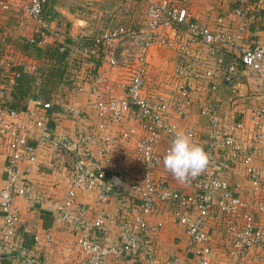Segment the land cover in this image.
<instances>
[{
  "label": "built area",
  "instance_id": "obj_1",
  "mask_svg": "<svg viewBox=\"0 0 264 264\" xmlns=\"http://www.w3.org/2000/svg\"><path fill=\"white\" fill-rule=\"evenodd\" d=\"M95 0H84L78 14L93 18ZM189 0H144V9L134 26H124L114 22L92 37L85 38L80 48L83 57L102 54L108 66H118L114 49L126 40L136 54L128 66L122 83V94H114V86L102 72L92 76L93 115L105 124L121 125L128 116H132L138 129V135L126 139V136L95 135L83 136L87 144H96L99 151V166L89 170L84 163H76L74 172L62 199L55 210L74 237V243L81 255L80 264H108L111 258H119L145 250L150 238L155 235L158 223L151 224L147 215L157 202L170 207L172 219L183 227L186 235V252L190 253L192 264H213L214 252L211 248L212 232L208 222L214 216L221 226V238L224 242V255L238 260L254 246L264 244V229L255 219L254 212L261 206L256 192L260 181L259 171L251 164L250 156L240 144L234 131L240 128L235 115L231 130L222 131L218 127L214 108L206 109L208 130L206 144L209 151L220 146L233 158L238 157L244 166L247 179L253 184L248 194L239 193L227 180L218 176L216 164L210 166L199 176L189 178L190 192L170 187L163 180L154 177L156 169L163 162V156L170 147L172 131L177 130L174 123L166 122L168 109L181 113L190 103L189 81L196 75L212 83L213 66L225 63L223 82L233 86L236 68H242L255 74L259 84L264 86V44L248 41L247 31L250 24L263 18L264 0H227L231 5L224 14H218L213 26L203 25L191 18L186 7ZM45 0H0V10H14L21 18L33 23L34 35L31 42L44 44L48 35V26L43 16ZM260 13V15H259ZM227 17V21L223 18ZM232 17L242 20L236 25ZM233 25V27L230 26ZM151 45L174 48L175 59L170 75L173 94L149 89L146 82L147 61L145 51ZM222 48L234 49L235 55L225 59ZM225 61V62H224ZM21 71L0 46V86L13 87ZM147 90V91H146ZM42 109L50 108L48 102H36ZM78 116L79 112H73ZM256 119L264 117V106L255 109ZM80 116V115H79ZM41 119L36 125L44 128ZM193 138L194 133L188 129ZM256 139L263 137L257 130ZM123 142L119 144L118 142ZM165 141L159 149L160 142ZM59 140H53L56 146ZM0 155L3 158V184L0 188V264L2 257L13 259V238L19 223V210L14 204L17 196L23 195L27 175L35 161L34 148L27 142V129L24 119L16 107L0 103ZM120 160H131L134 165L133 178L125 186L124 192L135 203L136 213L130 233L121 241L109 243L105 239V225L108 221L106 195L98 190L93 205L88 207L78 199V190L82 188L92 193L100 188L99 182L106 167ZM122 184V183H121ZM48 238V236H46ZM33 243L39 241L34 238ZM173 264H183L178 257L172 258ZM14 264H42L32 257L14 260Z\"/></svg>",
  "mask_w": 264,
  "mask_h": 264
},
{
  "label": "crops",
  "instance_id": "obj_2",
  "mask_svg": "<svg viewBox=\"0 0 264 264\" xmlns=\"http://www.w3.org/2000/svg\"><path fill=\"white\" fill-rule=\"evenodd\" d=\"M83 1L45 0L43 16L48 35L44 44L31 42L34 27L30 20L21 18L14 10H0V46L21 71V87L13 90L15 95L11 94L14 86H0V103L14 104L19 110L27 129V142L36 153L27 175L25 191L14 199L19 210V223L13 238L14 257L10 261L3 260L1 264H14V260L24 261L32 257L40 259L42 264H80L81 255L75 246L74 237L59 218L55 206L69 187L76 163L86 164L89 170L97 169L100 164L97 145L87 144L83 136L94 133L112 137L124 135L128 139L138 135L132 116H128L121 125L112 126L97 119L91 109L93 74L104 73L114 86V94L120 96L136 49L126 40L121 41L114 49L118 66L110 67L102 54L83 57L80 48L85 38L98 34L111 23L130 26L120 20L123 16H129L132 10V4L127 1L136 3L144 0H115V3H109L111 0H95L93 18L78 14ZM186 7L192 19L213 26L216 16L224 14L231 5L227 0H189ZM143 9L144 5L139 10L141 14ZM261 14L264 15V12ZM232 18L235 25L242 20L240 17ZM227 20V17L223 18V21ZM230 26L233 27L232 24ZM247 33L248 41L264 44V16L256 25L250 24ZM222 52L225 59L235 55L234 49L222 48ZM145 59L147 87L151 89L156 86L158 90L173 94L170 75L175 59L174 48L151 45L145 51ZM224 68L225 63L213 66L216 70L212 80L216 86L214 90L209 88L210 81L201 75L191 78L189 105L181 113H176L170 107L165 120L174 123L177 130L190 129L194 133L193 141L208 154L209 164H216L218 176L246 195L252 190L253 184L247 179L238 157L233 158L221 146L209 151L206 144L208 114L205 110L216 108L214 113L222 131L231 130L234 121L230 115H235L240 128L232 131L238 134L240 144L261 176L256 188L261 206L254 212V219L264 229V117H254L255 109L264 106V86L259 84L255 74L241 66L236 68L233 86H228L223 82ZM37 101L48 102L50 108L42 109ZM76 110L78 116L73 113ZM38 118L42 121L40 124L44 126L43 129L36 125ZM257 130L263 134L260 139L254 136ZM53 140H59V143L52 146ZM122 142L120 140L118 143ZM165 144V141L160 142L159 149ZM2 166L3 158L0 155V188L4 178ZM133 169L131 160H120L106 167L104 173L108 179L120 181L125 189L133 178ZM154 177L174 189L191 191L188 180L179 181L164 167L163 162L156 169ZM98 190L102 191L96 188L90 194L80 188L79 201L90 207ZM105 195L108 214L105 239L109 243L119 242L130 233L136 206L126 192ZM147 221L159 224L147 248L127 256L111 258L108 264H173V257H178L183 264H192L190 253L185 250L184 229L172 219L168 205L157 202L147 215ZM218 223L211 216L207 225L212 232L210 244L215 256L213 264H264V244L250 248L238 260L225 256ZM34 238L39 241L38 245L33 243Z\"/></svg>",
  "mask_w": 264,
  "mask_h": 264
},
{
  "label": "clouds",
  "instance_id": "obj_3",
  "mask_svg": "<svg viewBox=\"0 0 264 264\" xmlns=\"http://www.w3.org/2000/svg\"><path fill=\"white\" fill-rule=\"evenodd\" d=\"M172 141L163 156L164 167L179 181L201 175L208 167L209 156L186 130H171Z\"/></svg>",
  "mask_w": 264,
  "mask_h": 264
},
{
  "label": "rangeland",
  "instance_id": "obj_4",
  "mask_svg": "<svg viewBox=\"0 0 264 264\" xmlns=\"http://www.w3.org/2000/svg\"><path fill=\"white\" fill-rule=\"evenodd\" d=\"M127 2H129L130 4H132V5H130V6H132V10L130 11L129 16H127V15L126 16H123L120 20L123 23L131 24L130 26H134V25H136L137 20H139L140 19V16L142 15L140 13L141 11H139V10L141 8H143L144 1H137L136 3H132L131 1H127ZM109 3H115V0H111V2H109ZM116 3H118V2H116ZM104 4H108V3H104ZM104 21H106V19ZM127 22H129V23H127Z\"/></svg>",
  "mask_w": 264,
  "mask_h": 264
},
{
  "label": "water",
  "instance_id": "obj_5",
  "mask_svg": "<svg viewBox=\"0 0 264 264\" xmlns=\"http://www.w3.org/2000/svg\"><path fill=\"white\" fill-rule=\"evenodd\" d=\"M100 188L105 194H121L124 193V188L118 180L107 179L99 182Z\"/></svg>",
  "mask_w": 264,
  "mask_h": 264
},
{
  "label": "trees",
  "instance_id": "obj_6",
  "mask_svg": "<svg viewBox=\"0 0 264 264\" xmlns=\"http://www.w3.org/2000/svg\"><path fill=\"white\" fill-rule=\"evenodd\" d=\"M20 77L17 79V81H16V85L14 86V88L11 90V94L12 95H15L14 94V91H16V90H19L20 88H19V86H20ZM21 87V86H20ZM14 90V91H13ZM12 106L14 107V104H12ZM108 179V176H107V174H105L104 173V175H103V177H102V180H107ZM3 260H5V257H2V261Z\"/></svg>",
  "mask_w": 264,
  "mask_h": 264
}]
</instances>
